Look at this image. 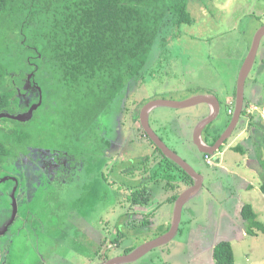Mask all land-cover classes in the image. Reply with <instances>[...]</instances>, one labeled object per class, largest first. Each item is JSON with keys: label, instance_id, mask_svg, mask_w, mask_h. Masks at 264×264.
I'll return each instance as SVG.
<instances>
[{"label": "rangeland", "instance_id": "374dc122", "mask_svg": "<svg viewBox=\"0 0 264 264\" xmlns=\"http://www.w3.org/2000/svg\"><path fill=\"white\" fill-rule=\"evenodd\" d=\"M189 9L193 21L176 29L173 38L166 40L163 46L158 43L154 47L148 74L141 83H136L133 91L128 89L118 98L112 107L113 115L104 119L103 124L98 122L90 133L78 140L64 138V132L58 134L57 129L50 128L44 121L26 126L35 134L39 148L71 155L74 166L58 173L51 166L44 169L40 164L45 163L35 159L47 153L33 149L24 156L20 154L18 159H9L0 167V232L4 231L0 234V264H102L107 258L106 249L117 245L112 241L117 230L126 236L121 247L111 250L114 257L121 256L126 246L136 249L170 230L177 204V200L172 202L170 197L186 185L180 182L185 172L177 163H172L165 174L166 165L159 163L155 166V176L159 180L148 183L154 194L152 201L145 206L133 204L126 193L139 181L144 171L142 162L148 158L152 168L159 157L165 156L147 136L139 133L133 119L142 107L132 106L130 102L146 105L156 99L184 101L190 95L206 92H216L224 101L223 89L232 86L238 90L244 61L256 33L264 26V0H193ZM258 51L245 89L249 96L251 85H254L257 94L253 100L262 103H253L246 111L255 121L261 120L248 131L250 138L253 136L259 144L257 149L251 145L252 152L260 155L255 159L257 165L254 160L251 165L264 174V37ZM27 82L28 87L23 88L27 95H17L21 105L15 107L12 115L24 114L30 110L26 108L41 101L35 84L30 79ZM42 100L43 104L35 112L37 119H47L52 108L46 91ZM126 106L131 107L132 115L124 114ZM203 110H206L205 104L186 108L160 105L150 113L154 130L192 164L197 146L181 134L187 131V126L195 124L185 120L197 117ZM222 110L214 126L222 124L223 119L232 118L226 106ZM118 114L121 125L115 126ZM0 125L14 124L1 120ZM71 135L77 137L74 132ZM232 141L234 146L239 143L233 136L228 139L227 146ZM239 144L250 146L242 141ZM229 153L236 159L223 163L228 169L232 170V163L236 161L244 162L241 153L232 150ZM205 158L198 155L199 164H194L204 184L183 208L181 232L179 230L169 242L150 250L139 260L124 264H215L213 248L221 240L232 243L235 264H264V233L249 235L240 209H237L246 197L242 172L227 173L221 169L223 164L221 167L212 165L218 163L216 158L211 162ZM103 161L114 171L104 174L109 179L101 182L97 171L98 164ZM127 170L130 172L126 175ZM115 180L119 181L114 183ZM169 182L178 185L176 191ZM103 184L109 192L114 191V197L122 196L117 199L108 194L103 199ZM12 192L18 212L6 230V223L14 211ZM134 210L144 211L146 215L131 217ZM258 219L264 224V205H260ZM97 251H103L104 257L99 259Z\"/></svg>", "mask_w": 264, "mask_h": 264}, {"label": "trees", "instance_id": "16d2710c", "mask_svg": "<svg viewBox=\"0 0 264 264\" xmlns=\"http://www.w3.org/2000/svg\"><path fill=\"white\" fill-rule=\"evenodd\" d=\"M192 1L0 0V113L11 114L15 107L21 105V98L17 95L30 74L35 85L41 86L36 87L41 98L40 105L43 104L45 91L47 99L52 102L47 119H37V110L27 122L9 117L0 119L14 124L9 127L0 125V167L9 159H18L20 154L24 156L33 149H39L35 134L26 128L30 124L39 125V121H44L50 128L57 129L58 134L64 132V138L78 140L90 133L98 122L103 124L104 119H109L118 98L128 89L133 91L136 83H141L148 74L147 67L154 47L158 43L163 46L166 40L173 38L176 29L193 21L189 9ZM247 98L243 116H251L246 111L251 104ZM130 103L132 106L145 105L134 101ZM131 110L126 106L124 114L132 115ZM118 118H121L119 114L115 126L121 125ZM133 120L137 122L139 133L150 139L141 124L140 113ZM209 129L210 126L207 127ZM73 132L76 138L72 137ZM151 142L165 158L159 157L152 168L148 158L142 162L144 171L139 181L132 185L135 190L130 195L133 204L141 206L152 201L153 192L148 183L159 180L155 176V166L165 164L163 169L167 174L170 164L175 163ZM234 149L242 153L245 151L242 144ZM50 152L54 157L63 154ZM106 163L98 164L97 174L100 172L101 182L109 179L104 174L114 171L105 166ZM129 172L127 170L126 175ZM184 172L185 177L180 182L191 185V176ZM168 184L176 191V183ZM260 188L264 194V181ZM179 195L176 191L170 197L171 201L175 202ZM241 215L249 235L264 233V224L259 221L251 204L242 206ZM179 230L181 232V228ZM125 236L118 230L113 234L112 241L117 245L106 249L105 262L115 256L111 250L121 247ZM134 249L133 246H126L121 254ZM97 253L99 259L104 257L102 252ZM213 259L215 264H235L232 243L228 240L218 242L213 248Z\"/></svg>", "mask_w": 264, "mask_h": 264}, {"label": "water", "instance_id": "95a60500", "mask_svg": "<svg viewBox=\"0 0 264 264\" xmlns=\"http://www.w3.org/2000/svg\"><path fill=\"white\" fill-rule=\"evenodd\" d=\"M263 37H264V26H262L256 33L251 49L244 61L243 68L240 73L235 114L233 115L226 131L220 136V138L216 141V143L213 146L210 145L204 146L203 144L205 143L202 144L201 135L203 133V130L208 125L215 122V120L218 117H220L219 115L221 113V102L216 96L210 94L198 95L186 99L184 101L156 99L147 103L144 107H142L140 112V120L147 135L169 159L177 163L180 167H182L186 171V173H188L192 178H194V183L179 195L174 213V219L170 230L166 234L137 247L130 253L122 254L121 256L112 257L108 259L105 264H120V263H129V262L137 261L150 250L158 246L164 245L167 242H169L172 238H174L175 235L179 232V228L182 220V211L186 201L189 199L192 193L196 192L202 186L203 177L194 169V167L187 160L182 158L176 151L171 149L166 144V142L160 137V135L153 129L149 120L150 110L155 106H160V105L175 107V108H186L203 103H207L208 105H211L212 103L215 104V108L212 110L210 115L202 119L195 129V141L196 144L200 147L201 151L214 154L225 143V141L229 139V137L234 133L238 125V122L241 119L244 109V102H245L246 79L251 71V68L253 67ZM39 105L40 103L32 106L28 112L20 115H12L10 113H5V112L0 113V119L4 117H9L15 120L27 122L32 118L34 111L38 108ZM4 180H6V178H4ZM12 197H13L14 211L11 220L9 221V223H7L6 230L8 229V226L12 222H14L18 212L17 200L13 192H12ZM1 233H4V231H2Z\"/></svg>", "mask_w": 264, "mask_h": 264}, {"label": "crops", "instance_id": "0c3cea01", "mask_svg": "<svg viewBox=\"0 0 264 264\" xmlns=\"http://www.w3.org/2000/svg\"><path fill=\"white\" fill-rule=\"evenodd\" d=\"M259 52V51H258ZM257 52V54H258ZM257 58V56H256ZM264 58V57H262ZM256 60V59H255ZM254 66V65H253ZM253 68V67H252ZM251 68V69H252ZM249 76V75H248ZM246 83H247V79H246ZM245 88H246V84H245ZM256 91L255 90V87L254 85H251V89L249 91V96H246V89H245V100L246 98L250 100V106H252L253 103H256V104H259L258 103V100H253L256 96ZM237 90L236 88L234 87H228L226 89H223L222 90V94L224 96V101H221V99L219 98V96L213 92H206V93H203V94H198V95H214L216 96L220 102H221V112L223 111L222 110V107L223 106H226L227 108V113L230 117H233V115L235 114V110H236V103H237ZM198 95H190L189 97H187L186 99H189V98H192V97H195V96H198ZM225 103V104H224ZM205 104V108L206 110H203V112H200V114L197 115V117H189L190 119L188 120H185V122H195V124L192 126H187V131L186 132H182L181 136H183L186 141L187 139H189L193 144H195L197 146V154H196V157H193L195 162H193L195 165L199 164V161H198V155H204V158L205 156L208 154V155H211L212 158H216V161L218 162L217 164H212L214 167H221V165L223 163H227L226 160H234L236 159V157L234 156V154H230L229 152L232 150L233 152L236 151L234 149L235 146H238L239 143L242 141V142H247V144L250 146H247L245 147V151L242 153V152H238V153H241L242 156L244 157V162H234L232 163V170L228 169L227 167H225V165L223 164L222 165V168L221 169H225L227 171V173L229 172H232V173H236L238 171H241L242 172V179L244 180V184H246V192H245V198H243V201L240 203V206L237 207V209L239 210L240 209V212L242 211V206L244 204H251L255 210V212L257 213L258 217H259V209H260V205H264V194L263 192L261 191V184L262 182L264 181V174L261 173L260 171L256 170L253 168V165H251V163L253 162L254 160V163L256 162L257 159L260 158V155H258V152L255 153V152H252L254 151V149H257L255 147H257V145L259 146L258 141H254V138L253 136H251L252 138H250L249 136V131L248 130H251V127H254V126H257V124L261 123V120L259 121H255L254 118L252 117V115L250 113L251 116H243V113H242V116H241V119L240 121L238 122V125L234 131V133L230 136V137H233L234 136V140L235 142H238V144H236L235 146L233 145L234 141H232L228 146H227V142H228V139L225 141V143L219 148V150H217L214 154H211V153H206V152H203L201 151L200 147L196 144V141H195V129L197 127V125L201 122L202 119H204L205 117H207L208 115H210V113L212 112V110L215 108V104H211V105H208L207 103H203ZM254 105V104H253ZM260 105V104H259ZM157 106H155L154 108H152L149 112V120H150V117H151V114L153 113V110H155ZM244 107H245V102H244ZM247 107V106H246ZM247 107V108H248ZM230 109H231V112H230ZM244 110V109H243ZM151 113V114H150ZM221 115V114H220ZM219 115V116H220ZM243 117V118H242ZM196 118V119H195ZM223 119V118H222ZM232 119V118H231ZM230 120H227L224 121L221 120L222 124H217V126H214L215 124L211 123L210 125H208L207 127L210 126V129L207 130V127L203 130V133L201 135V141H202V144L204 146L206 145H210V146H213L216 141L220 138V136L226 131L229 123H230ZM150 124H151V120H150ZM193 124V123H192ZM214 126V128H212ZM154 129V128H153ZM190 134V135H189ZM235 134V135H234ZM185 135V136H184ZM248 135V136H247ZM219 136V137H218ZM218 137V138H217ZM229 137V138H230ZM163 139V138H162ZM164 140V139H163ZM200 140V139H199ZM225 145L227 146L225 148ZM254 147V149L252 150V147ZM234 146V147H233ZM171 148V147H170ZM231 148V150H229ZM173 149V148H171ZM174 150V149H173ZM229 150V151H228ZM176 151V150H174ZM237 152V151H236ZM180 155V154H179ZM247 156V157H246ZM235 157V158H234ZM256 159V160H255ZM206 160V158H205ZM188 161V160H187ZM252 161V162H251ZM193 167H194V164H192L190 161H188ZM207 162V161H206ZM157 163V161L155 162V164ZM158 165V164H157ZM211 165V164H209ZM257 164L255 163V166ZM192 181V184L194 183V178L191 177L190 179ZM204 178L202 179V186L194 193L191 194V196L189 197V199L186 201L185 205L190 201V199L192 197H194L195 194H198L201 190V188L203 187V184H204ZM183 183V182H182ZM191 185H185L182 190L180 192H183L185 191L186 189H188ZM118 186L117 188H115V190H118ZM111 189V188H110ZM132 190V189H131ZM133 190H135L133 188ZM114 191H111L109 192L107 187L103 184V194H102V198L104 199L105 196L107 197L108 194L111 195L112 197L113 196V193ZM131 192L132 191H128V193L126 194H129V197H131ZM153 192V191H152ZM179 192V194H180ZM125 194V195H126ZM256 194V197H254V195ZM119 196H122V194H118L116 195L114 198H119ZM153 197H154V194H153ZM153 199V198H152ZM101 200V198H100ZM121 202V201H120ZM184 205V207H185ZM140 206V205H139ZM122 209H125L124 207H121ZM140 210V209H139ZM124 212V210L122 211ZM130 212V211H129ZM132 213H134L133 215H130L131 217H134L135 215L137 214H140V215H146L144 213V211H140L138 212L137 210H134V211H131ZM130 212V213H131ZM150 214V213H149ZM242 216V215H241ZM7 224V223H6ZM9 227V226H8ZM181 228V227H180ZM179 228V229H180ZM1 233V232H0ZM103 252V251H102ZM102 262V261H101ZM100 262V263H101ZM107 262V261H106ZM105 261L102 262V264H105L106 263ZM121 264H124V263H121Z\"/></svg>", "mask_w": 264, "mask_h": 264}, {"label": "flooded vegetation", "instance_id": "af4514ba", "mask_svg": "<svg viewBox=\"0 0 264 264\" xmlns=\"http://www.w3.org/2000/svg\"><path fill=\"white\" fill-rule=\"evenodd\" d=\"M33 76H31L30 75V77L28 76V78L27 79H25V82H24V84H23V87H22V89L23 88H27L28 87V79H30V81L33 83V84H35V80H33V78H32ZM37 86L35 85V88H36ZM22 89H21V91L18 93V95L20 94V95H22V96H20V97H23V96H25V95H27V92H25V91H22ZM36 90H37V88H36ZM28 94H29V91H28ZM39 94H41V92H39ZM29 110V109H28ZM28 110H26V111H28ZM25 111V112H26ZM37 150V149H36ZM37 151H45V153H47L46 154V156H39V157H37L36 159H35V161H37L38 160V162H41V161H43L45 164H40L41 165V167L42 168H47V167H49V166H51V168H53V169H56V172L58 173L59 171H61V170H64V169H66V170H68V168L67 167H73L74 166V164H72V162H71V155H69V156H66L65 154H62V155H59L58 157H54V156H51V152L50 151H53V150H51V149H44V148H39ZM55 164V165H54ZM106 166V165H105ZM121 229V228H120ZM122 230V229H121Z\"/></svg>", "mask_w": 264, "mask_h": 264}, {"label": "built area", "instance_id": "2783aa9c", "mask_svg": "<svg viewBox=\"0 0 264 264\" xmlns=\"http://www.w3.org/2000/svg\"><path fill=\"white\" fill-rule=\"evenodd\" d=\"M230 112H231V109H230ZM206 158H207V160H208V162H211V160H212V157H211V155H206Z\"/></svg>", "mask_w": 264, "mask_h": 264}]
</instances>
